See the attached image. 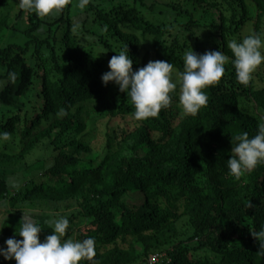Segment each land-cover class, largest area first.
I'll list each match as a JSON object with an SVG mask.
<instances>
[{
	"label": "trees",
	"instance_id": "trees-1",
	"mask_svg": "<svg viewBox=\"0 0 264 264\" xmlns=\"http://www.w3.org/2000/svg\"><path fill=\"white\" fill-rule=\"evenodd\" d=\"M18 2L0 0V132L11 133L0 141V247L23 239L24 212L40 223L41 242L61 213L65 239L95 238L93 261L81 264H151L160 247L156 264H264L251 234L264 226V165L240 180L227 168L231 136H254L264 122V69L244 85L229 62L196 115L182 114L178 86L167 108L141 121L127 93L101 79L126 45L134 71L153 53L180 72L191 47L231 57L227 42L246 25L264 36V0H90L84 10L69 0L44 18ZM17 9L22 31L9 24ZM90 120L103 127L97 151L84 139ZM43 144L47 156L28 160Z\"/></svg>",
	"mask_w": 264,
	"mask_h": 264
},
{
	"label": "clouds",
	"instance_id": "clouds-1",
	"mask_svg": "<svg viewBox=\"0 0 264 264\" xmlns=\"http://www.w3.org/2000/svg\"><path fill=\"white\" fill-rule=\"evenodd\" d=\"M89 2L78 0L77 7L84 10ZM68 3L69 0H19L18 6L44 18L59 14ZM227 48L232 53L231 57L213 50L198 54L191 47L183 53V70L175 73L174 78L173 64L162 60L149 61L146 66L134 71L133 59L126 45L109 60L110 71L102 74L101 79L105 86L115 82L121 92L127 93L134 108L132 116L137 121L156 117L162 108H167L178 86L182 114L196 115L208 102L205 89L221 80L227 63L232 64L236 80L244 85L264 64V36L260 33L232 39L227 42ZM7 80H16L15 71L8 72ZM10 137V132H0V141H8ZM231 142V158L227 160L230 176L240 180L246 173L264 165V122H258L254 136L244 131L232 135ZM252 206L250 202L248 207ZM47 223L53 231L41 242L43 229L40 223L24 212L19 230H16L23 239L8 238L6 247H0V256L9 261L15 259L17 264H81L82 261H93L96 254L94 237L65 239L70 220L61 213H56ZM251 234L258 240L260 252H264V226L259 231L252 230Z\"/></svg>",
	"mask_w": 264,
	"mask_h": 264
},
{
	"label": "rangeland",
	"instance_id": "rangeland-1",
	"mask_svg": "<svg viewBox=\"0 0 264 264\" xmlns=\"http://www.w3.org/2000/svg\"><path fill=\"white\" fill-rule=\"evenodd\" d=\"M11 1V0H10ZM178 1H181L183 2V0H178ZM222 2V0H220ZM225 8L228 9V6H226ZM250 16L253 18V21L256 19V16H257V13L258 11L256 10V7L250 5ZM19 9L15 10L14 14L11 18H10V26H15L14 28L17 30L18 28V31H22L25 27L28 26V23L26 21L27 24H25V21L24 23H22L20 20L16 19V15H17V12H18ZM227 14L230 13L229 10L226 11ZM253 33V27H252V23L246 25L244 27V29H242L240 31V33L238 34V37L237 38H240L242 39L244 36H247L249 34H252ZM156 59L154 58L153 56V53H150L149 54V59H148V62L149 61H155ZM264 69V64H263V67L258 69V71H262ZM175 73L177 72H174L173 71V76L175 77ZM256 83L258 84L257 86L260 87V86H264V82L261 81V79H259L257 76H256ZM251 109L254 110V107L252 105H250ZM258 114V113H257ZM94 121V120H93ZM93 121H89V125H88V129L86 131L87 135L84 137V139L97 151L99 150V148L101 147V142H103V137L100 136L98 133L99 131V126L102 127L101 123H98L97 125L94 124ZM100 122V121H99ZM4 142V141H3ZM18 142V139L14 141V144H11L10 147L13 148V150L15 149L16 150V143ZM1 144V143H0ZM0 147H2V144L0 145ZM47 149V146L46 145H41L39 148H37V150L34 152L35 154H32V156L28 157L27 159L31 161V159H36L38 156H47L48 154V150ZM130 201V200H129ZM131 203V201H130ZM6 216H2L0 218V226L2 224V222L5 220ZM178 228L179 230L182 232V234H188L192 229L189 225V222H188V218H184L181 222H179L178 224ZM183 235V237H184ZM6 241L3 242V244L1 245V247H6ZM166 247H160V249H158V252L155 254V255H158V259L161 258L160 260H162V258L166 257ZM15 262L16 260L13 259ZM156 259H154V262H155Z\"/></svg>",
	"mask_w": 264,
	"mask_h": 264
},
{
	"label": "built area",
	"instance_id": "built-area-1",
	"mask_svg": "<svg viewBox=\"0 0 264 264\" xmlns=\"http://www.w3.org/2000/svg\"><path fill=\"white\" fill-rule=\"evenodd\" d=\"M154 259H156L155 262H154ZM160 259H161V258L158 259V255H153V256L150 258V263H151V264H156V262L160 261Z\"/></svg>",
	"mask_w": 264,
	"mask_h": 264
}]
</instances>
